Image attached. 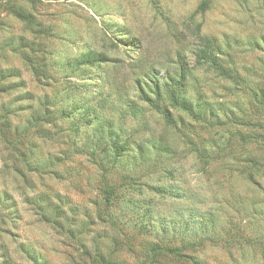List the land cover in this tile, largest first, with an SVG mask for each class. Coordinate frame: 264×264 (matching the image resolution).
Returning <instances> with one entry per match:
<instances>
[{
  "label": "rangeland",
  "instance_id": "1",
  "mask_svg": "<svg viewBox=\"0 0 264 264\" xmlns=\"http://www.w3.org/2000/svg\"><path fill=\"white\" fill-rule=\"evenodd\" d=\"M200 36L221 72L201 63ZM179 51L192 109L169 126L135 80ZM0 67L41 115L44 94L52 110L84 102L124 146L115 159L94 122L74 133L77 114L58 110L35 131L19 92L0 94L25 136L22 156L0 137V263H264V0H0Z\"/></svg>",
  "mask_w": 264,
  "mask_h": 264
},
{
  "label": "trees",
  "instance_id": "2",
  "mask_svg": "<svg viewBox=\"0 0 264 264\" xmlns=\"http://www.w3.org/2000/svg\"><path fill=\"white\" fill-rule=\"evenodd\" d=\"M12 12L15 16L19 17L22 20H27L28 15L22 9V7L11 6ZM123 40V39H122ZM128 41V40H126ZM130 46H134L140 52V44L139 42L129 41ZM199 47H200V59L201 63H208L218 69L220 72V68L217 64L218 55H220L221 50L218 45H216L212 39L206 36L199 37ZM97 56L93 54H85L83 55V59H87V62H92ZM170 65V64H169ZM166 63H158L156 68L147 67L142 70L140 75L135 80V86L137 91V99L145 102L147 105L152 106L157 112L160 113L162 119L166 125L174 126L176 125V117L172 112V108H180L181 110L190 112L191 111V102L186 95V76L189 75L190 66L185 57V54L181 51L177 52L176 57L173 59V63L170 65ZM177 65L179 69V74L175 75V66ZM12 77H18L17 70L12 68H3L0 67V94H10L13 91L19 92L15 97V100L18 98L24 100V104L26 105L24 108H19L20 111L25 110L26 115L29 114L27 118V122L29 124L28 128H33V130L42 133V125L39 121L43 120L50 115L53 116L54 112L56 113L58 108L55 110L54 106L48 107V94H44L43 96H39L37 98V103L39 106L44 108V112L41 115L37 110H35L33 103L35 99V95L26 90L22 95H20V90H17L18 87H24L20 83H12L8 81V79ZM20 95V96H19ZM18 99V100H19ZM132 105L129 107H125V110H130V107L137 106V102L132 101ZM264 105V102H263ZM106 106V101L104 98L99 97L98 99V107L102 109ZM8 108H4L2 111L3 114L0 115V137L7 144L10 145L11 149H14L15 152H19V156H22L20 141L24 139V134L20 133L17 126H12L8 117ZM77 114L78 123H73V127L70 128L71 132L76 133L79 128V122L81 124H89L94 122L92 125L94 131L98 133L96 140L102 142L104 139H109L111 142V148L113 149L114 158L117 159L122 155V151L124 150V146H120L118 144V136L113 134V130L110 127V123L106 121L103 122L100 119V111L96 108L88 107L84 102H76V100H72L69 104L67 103L62 109L58 110V116H69ZM44 115V116H43ZM51 123H54L52 120ZM99 124V125H98ZM104 124V126L100 125ZM91 126V125H90ZM27 131V130H26ZM47 131V130H46ZM46 131L43 130L45 133ZM85 130H82L84 132ZM13 134V135H12ZM27 135V133H25ZM10 135L11 137H8ZM16 136L15 139H13ZM244 141L249 139V136L242 137ZM253 139H257L254 137ZM76 138L72 139V145L74 146V151L78 152L82 147L75 144ZM95 144L94 146H96ZM90 153L91 159L98 158L97 150L94 148L88 151ZM108 190V187L104 189ZM2 226L0 225V230ZM249 241V240H247ZM0 264H11L10 259L5 258ZM264 264V263H263Z\"/></svg>",
  "mask_w": 264,
  "mask_h": 264
}]
</instances>
